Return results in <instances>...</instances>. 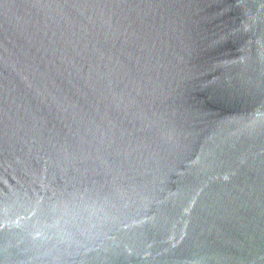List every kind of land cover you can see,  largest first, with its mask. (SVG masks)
<instances>
[{"label":"water","instance_id":"1","mask_svg":"<svg viewBox=\"0 0 264 264\" xmlns=\"http://www.w3.org/2000/svg\"><path fill=\"white\" fill-rule=\"evenodd\" d=\"M0 264H264V0H0Z\"/></svg>","mask_w":264,"mask_h":264}]
</instances>
